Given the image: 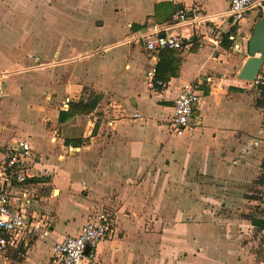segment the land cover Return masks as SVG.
Wrapping results in <instances>:
<instances>
[{"label":"crops","instance_id":"crops-1","mask_svg":"<svg viewBox=\"0 0 264 264\" xmlns=\"http://www.w3.org/2000/svg\"><path fill=\"white\" fill-rule=\"evenodd\" d=\"M229 5L39 0L36 29L25 16L31 5L0 0V78L7 75L0 80V110H10L0 116V173L7 146L27 140L33 147L31 178L10 188L14 208L30 225L14 249L0 254V264H52L56 243L78 235L103 210L116 224L98 249L103 264H264L251 242L242 241L243 231L256 228L249 208L258 201L253 192L241 195L243 187H264L256 183L264 137L257 87L264 82L238 79L264 13L248 10L237 34ZM182 9L204 18L199 26L168 32L183 38V48L144 52L136 36L148 19L160 25ZM227 34L236 37L229 50L222 45ZM36 61L39 66L28 68ZM16 67L23 68L7 73ZM34 69L40 72L24 73ZM152 70L164 89H148ZM31 82L54 89L46 98L70 92L77 104L93 94L99 103L92 114L60 124L45 104V115L29 110L40 91L33 92ZM188 82L200 84L202 102L193 129L180 137L170 121ZM242 205L247 212H236Z\"/></svg>","mask_w":264,"mask_h":264},{"label":"built area","instance_id":"built-area-1","mask_svg":"<svg viewBox=\"0 0 264 264\" xmlns=\"http://www.w3.org/2000/svg\"><path fill=\"white\" fill-rule=\"evenodd\" d=\"M228 18L231 20L230 29L237 34L242 28V22L246 13L251 8H259L264 13V0H229ZM204 18L192 10V14L182 9L170 19L160 25L145 28L136 39L143 42L144 51L148 54H159L169 50L183 48V38L168 34L174 28L186 24L199 26ZM231 41L236 37L231 35ZM147 87L149 90L164 89L166 84L156 79L152 70L147 74ZM200 84L188 82L178 92L173 107V115L170 121L172 133L183 136L191 131L194 122L193 113L196 106L202 102L199 94ZM74 102L70 92L65 93L64 98H46L45 104L57 117L60 112L68 110ZM138 114L134 118H139ZM33 147L27 140H18L6 147L5 162L0 173V254H7L18 243L17 236L24 231L30 222L19 210L14 208L10 196V188L14 184L24 185L30 178L29 160L32 158ZM114 215L103 210L88 219L76 236H67L53 248L52 264H103L98 253L99 246L110 239L115 233ZM47 234V233H46Z\"/></svg>","mask_w":264,"mask_h":264},{"label":"rangeland","instance_id":"rangeland-1","mask_svg":"<svg viewBox=\"0 0 264 264\" xmlns=\"http://www.w3.org/2000/svg\"><path fill=\"white\" fill-rule=\"evenodd\" d=\"M22 3L26 4V5H31V8L30 7L28 8L29 11L30 10L31 11L29 12V14L25 13V16H26V18L28 16H30L32 25L36 26V29H37V23H38L37 22V18H38V14H39V12H38L39 0H22ZM4 31H7V30H4ZM2 37H6V36H2ZM35 64H37V65H35ZM35 64L31 65L28 68H32L34 66H36V67L39 66L37 61H36ZM22 68L23 67H21V68L20 67H16V68H14L13 70H11L10 72H7V73H9V74L10 73L13 74V72L17 73L19 70H22ZM40 70H42V69H40ZM38 72H40L39 69H34V70H28V71H26L24 73H26V75H31V74H38ZM16 73H14V75L18 76ZM6 78H7V75H3V77L0 78V80H4L5 81V80H7ZM28 85H29V88H32L33 92H37V89L40 90V91H38V94H37L36 98L31 99L32 101H34V104L31 105V109H29V110H31V112H38V113H41L42 115H45L46 111H44L45 110L44 104H45L46 96L50 95V93H52V91H54V89L51 90L52 88H47V89H45L46 91H42L44 89L40 88L37 82H35V83L31 82V83H28ZM15 87H18V86H15ZM256 87H257V85H256ZM0 91H2V88L0 89ZM63 91H64V89H63ZM33 92H31L32 95H33ZM0 100H1V96H0ZM49 110L52 112L51 108ZM7 112H10L9 108L8 109L7 108H3L2 110H0V116H2L1 114L7 115L6 114ZM8 119L9 118H7V117H5V119L1 118V120L3 122H7ZM19 126H21V125H17V128ZM263 136H264V133H263ZM260 150H261L260 155H262V158H261L262 161H261V165H259V168H260V172H261L260 174H262V172H263L262 163L264 161V137L261 139ZM259 178H258V180H259ZM250 189H247V187H243V193H241L242 196H247V194H249L250 192H253V197L256 198L257 201H258V203L253 208L252 207L249 208L252 211V212H249V214H251V215H249V217L255 216L256 220H258V219L259 220H264V187H263V189H260L258 191H257V189H252V188H250ZM213 207H215V205H213ZM234 207L237 209L236 212H244V213L247 212V210H246L247 205H244V206L242 205L241 207L240 206H234ZM241 215L244 216L243 213H241ZM239 229H240V231H243V230H246L248 228L244 226V227H241ZM249 230L251 232L243 231L244 234L247 233V236H245L244 239H242V241L243 242L245 241L246 243L247 242H251L252 245H251L250 248L251 249L254 248L256 253H257L258 258L260 260L264 261V231H262V230H260L258 228H253V230L249 228L248 231Z\"/></svg>","mask_w":264,"mask_h":264},{"label":"trees","instance_id":"trees-1","mask_svg":"<svg viewBox=\"0 0 264 264\" xmlns=\"http://www.w3.org/2000/svg\"><path fill=\"white\" fill-rule=\"evenodd\" d=\"M151 25H152V21L148 19V21L145 24V27L147 28ZM230 34H227L222 41V45L226 50H229L234 46V42L229 39ZM158 89H161V88H158ZM257 90L259 92V98L256 100V106L264 110V83H259ZM98 103H99V98L92 94L89 96V98L85 102H77V104H71L67 111L60 112L59 123L65 124L78 115L87 116V115L92 114L96 110ZM262 169H263V172L259 180L257 181V183L259 185L264 186V161L262 163ZM252 224L256 228L264 231V220H259V219L252 220Z\"/></svg>","mask_w":264,"mask_h":264},{"label":"water","instance_id":"water-1","mask_svg":"<svg viewBox=\"0 0 264 264\" xmlns=\"http://www.w3.org/2000/svg\"><path fill=\"white\" fill-rule=\"evenodd\" d=\"M262 17L263 14H260V19L248 40L249 58L238 75L239 80L248 83H253L257 79L264 82V77H260V73H264V19Z\"/></svg>","mask_w":264,"mask_h":264}]
</instances>
